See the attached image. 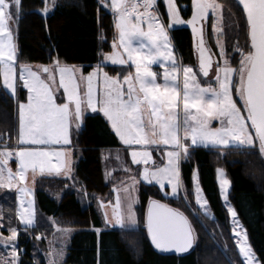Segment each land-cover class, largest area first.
Masks as SVG:
<instances>
[{"label":"snow or ice","instance_id":"obj_1","mask_svg":"<svg viewBox=\"0 0 264 264\" xmlns=\"http://www.w3.org/2000/svg\"><path fill=\"white\" fill-rule=\"evenodd\" d=\"M42 2L44 13L55 5V0H52L51 5L48 0ZM238 2L246 14L250 49L245 52L238 43L233 45L241 56L239 67L234 69L227 56V46L221 39L224 36L225 19L222 5L217 0H192L193 12L187 21L182 19L176 0H165L169 17L167 26L162 23L158 10L153 11L157 0H111L110 5L106 0H101L115 14L117 30L113 51L103 54L104 59L119 65L131 62L135 66V73H128L121 81L119 76H109L99 65L84 77L80 69L61 66L58 60L51 67L39 66L36 71L31 65L20 64L12 24L20 17L22 0H0L2 87L10 90L13 97L18 87L28 92L27 101L18 102L17 150L13 152L7 145L0 149V187L16 188L20 194L17 215L25 227L35 226V211L34 200L25 199L32 195L33 189L21 182L27 180L29 170L33 179L37 174H63L71 178V121H75L79 129L83 114L88 109L103 113L124 145L143 149L131 151L132 163L146 165L139 173L144 182L159 185L161 191L170 187V193L165 192V195L178 197L183 190L184 198L187 199L188 191L182 183L180 163L190 156V148H254L264 157V0ZM210 10L216 20L213 31L217 34L216 46L222 60V64L220 60L215 63L214 82L217 87L212 84L201 86L197 79L198 73L208 77L213 68V60L208 55L210 49L205 46L202 23ZM198 22L200 27L197 26ZM145 24L146 28L143 26ZM180 24L191 25L194 35L199 37L196 44L199 52L196 71L191 66L181 68L173 57L167 28ZM166 61L171 62V68H164L163 83H158V74L151 70V66L159 63L164 67ZM56 71L60 74L59 87L65 94V102L62 103H57L51 87L55 82ZM181 71L182 88L178 78ZM101 74L104 92L103 97L98 98L94 95L93 81ZM78 80L87 81V89L83 93ZM233 90L243 102L240 106L233 99ZM181 113L182 121L179 119ZM213 120H217L220 126L212 127ZM181 129L183 136L180 134ZM189 139L190 144L187 143ZM161 145L171 146L173 150L166 152L167 163L163 167H155L152 153L147 148ZM13 156L18 161L15 173L7 167ZM53 158L56 163L52 162ZM150 162L152 168L147 167ZM217 173L220 194L232 218V231L243 264H262L248 243L247 230L229 203L230 181L225 178L223 169H217ZM138 183L136 177L132 176L122 189L125 198L121 199L117 193L112 210L113 219L109 220L105 213L106 226L123 229L137 223L134 211L137 198L133 193ZM193 184L192 194L197 205L205 216L214 217L196 172L193 173ZM101 206H104L103 202ZM146 228L152 244L163 251L187 253L196 241L188 217L156 200H149ZM7 231L8 236L0 232V245L5 249L11 248V251L7 256L0 257V264H22L17 246L18 230L9 226ZM58 231L67 234L71 230L58 228ZM95 231L99 235L101 229ZM46 256L48 264H60L64 245L56 249L50 244Z\"/></svg>","mask_w":264,"mask_h":264},{"label":"trees","instance_id":"obj_2","mask_svg":"<svg viewBox=\"0 0 264 264\" xmlns=\"http://www.w3.org/2000/svg\"><path fill=\"white\" fill-rule=\"evenodd\" d=\"M25 1L44 5L42 0ZM176 1L178 5L190 2ZM222 2L225 8L223 41L231 65L236 67L240 54L233 45L238 43L246 52L250 49L246 18L235 0ZM48 3L51 5L52 0H48ZM180 8L181 14L186 13L187 9ZM113 33L111 15L99 6L98 0H55V5L46 13L45 19L32 12L26 24L19 29L18 60L48 63L56 59L64 63L81 64L86 72L97 61L99 48H110L109 41ZM169 36L179 58L183 62L195 64L187 28H170ZM207 40L216 53L211 30L207 33ZM103 67L110 74L119 69L108 64ZM19 98H24L22 89H19ZM16 131L17 104L13 96L3 89L0 79V140H3L4 135L14 138ZM73 143L80 151L74 166L80 183L89 192L111 196L113 192L104 180L99 151L116 147L119 143L106 120L98 113L86 114L81 129L73 135ZM189 151L190 156L180 163L182 183L188 191V205L183 190L178 197L169 198L159 193L156 186L141 184L136 206L139 224L134 229H104L99 235L88 229L89 226L100 224L94 204L90 202L83 205L74 189L69 187L63 189L58 198L54 197L51 189H60L65 182L63 178L57 177L38 179L35 188L36 223L34 227H22L15 220V193L0 189L4 221L16 225L19 233L17 246L22 264H47L44 256L48 252L46 237L54 232L48 217L60 225L81 228L71 235L61 264H243L231 234L227 210L219 199L215 182V168L218 166L225 169L229 178V200L247 230L248 242L264 264V157L258 149L235 146L225 149L196 146ZM194 169L197 170L214 217L205 216L193 201ZM161 197L167 198L169 206L184 213L191 222L196 241L187 253L162 252L149 241L144 226L145 207L148 200H159Z\"/></svg>","mask_w":264,"mask_h":264},{"label":"rangeland","instance_id":"obj_3","mask_svg":"<svg viewBox=\"0 0 264 264\" xmlns=\"http://www.w3.org/2000/svg\"><path fill=\"white\" fill-rule=\"evenodd\" d=\"M217 2L222 5V11L224 12L225 8H224V4H223L222 0H220V1L217 0ZM106 3L108 5H110L111 0H106ZM98 4H99V6L101 8H103L106 11H108L110 13V15H111V18H112V24H113L114 33H113L112 39L109 41V43H110L109 47L110 48L108 50H104V49L99 48L97 61L86 72L83 71V66L81 64L64 63V62H59V63H60L61 66L75 67L77 69H80L84 77H87V75L90 72H92L98 65L103 69L104 72H107L104 69V67H103V65H105V64L117 66L119 69L114 74H110L108 72L107 73L109 74V76H119L121 78V81H122L123 77L125 75H127L128 73H130V72L133 73V74L135 73V66L131 65V62H129L128 65H119V64H113L111 61H107V60L104 59L103 54L111 53L113 51L112 45H113V41L117 39V30L115 28V14L113 13L112 9L110 7L105 6L104 4H102L101 0H98ZM191 4H192V0H191ZM43 6L44 5H42V4L34 5L32 3L26 2L25 0H22L20 17H19L17 22L12 24V28L14 29V38H15V43L16 44H17V33H18L19 29L23 25L26 24V22L28 20V16L32 13V10L33 9H42ZM177 6L179 7V9H181L180 6H183V4H180V5L177 4ZM51 8L52 7H50V9ZM157 10H158V14L161 17L162 23H164L165 26H167L168 23H169V17H168V14H167V7H166V4H165V0H157L156 8L153 9V11H157ZM180 13H181V11H180ZM207 18H208V23L206 25L205 37H207L208 31L211 30V37H212V40H213V42L215 44V47H216L215 48L216 49V53H214L213 55L216 57V59L218 61V60H220V58L218 56L219 48L216 46L217 34L213 31V24L216 23V20H215V17L213 16L211 10L209 11V14H208ZM143 26L146 28V24L143 25ZM174 26L175 25H173L172 27H174ZM169 30H170V28H167L168 36H169ZM169 38H170V36H169ZM100 39H102V37H100ZM221 39L223 40V37H221ZM170 41H171V39H170ZM171 50H172L173 57H174V59L176 61V64L178 66H180L181 68L183 66H191V67H193L194 71L197 70L196 64L183 62L179 58L177 50L175 49V46L173 45L172 41H171ZM240 59H241V56L239 55L238 63H237L236 67L231 65L234 69L239 67ZM54 61H56V59H53L51 62H48V63H40V62H36V61H20V60H18V62L20 64L31 65L34 71H36L39 66H49V67H51L53 65ZM220 63L222 64V60H220ZM165 67L170 69L171 68V62L170 61L164 62V67H161V65L159 63L153 64L151 66V70L158 74V79H157L158 83H163V72H164V68ZM79 74L80 73H78L77 75L79 76ZM215 75H216V72H215V69H214V72H213V74L211 76L212 77L211 79H205L199 73L197 75V79L199 80L201 86L206 87V86H208V84H212L213 87H217V85L214 82L215 81ZM59 78H60V74H59L58 71H56V73H55V82L52 83L51 87H52V91H53V94H54V96L56 98L57 103H62V102H65V94L63 93L62 87H59ZM178 78L181 81V88H182V79H183L182 71H181V73H179V77ZM0 79H1V84H2V77H0ZM78 84H79L81 93L86 91V89H87V81L86 80H78ZM125 87H126V85H125ZM19 89H22L24 91V98L23 99L19 98ZM93 90H94V95L95 96H97L98 98H102L103 97L104 84H103V76H102V74H101L100 77H98L97 79H95L93 81ZM5 91H7L10 94V90H5ZM27 96H28L27 90L18 87L16 96L13 97L15 99V101H16V104H17V131H18V102H26L27 101ZM233 99L237 102L238 106H240L243 103L240 100L239 95L235 92V90H233ZM90 113H98V114H100L106 120V122L108 123V126L111 128L110 123L103 116V113H101L99 111L92 112L91 109H88V110H86L84 112L83 118H84V116L86 114H90ZM83 118H82V122H81V125H80L79 129H77V127H76V122L75 121H71V143H73V135H74V133L79 131L81 129L82 125H83ZM145 119H147V115H145ZM179 119L182 121V119H183L182 113H181V116L179 117ZM219 126H220V124H219V122L217 120H213L212 121V127H219ZM180 134H181V136H183V130L182 129H181V133ZM5 136L6 135H4L3 140H0V149H3L5 145L8 146L11 143L13 144V137L9 136V139H5ZM116 138H117L118 143H119L118 146L112 147V148H109V147L108 148H102L99 151V156H100L101 163H102V168H103L104 180L109 183V185L111 186V190L113 192V194L111 196H107V194H100V193H97V192H89V191H87L83 187L82 183H80V181L78 180L77 176L75 175V169L73 168V171L71 169V177H72L71 181H73V184L76 182L74 184L73 189L76 192L78 199L81 201V203L83 205L92 202L94 204L96 210H97V213H98L99 217H100V224L99 225H95V226L92 225V226L87 227L88 229H92L94 231H95V229H101V230L112 229V228L121 229L119 226H116V227H112L111 225H107L106 226V224H105V213H107V216H108L109 220L113 219L112 210H113V207H114L115 202H116L117 193L119 192V195H120L121 199L125 198L126 194L123 192L122 189H123L124 186H126L127 183L130 182V178L132 176H135L136 179L139 181V183L136 185V191L133 193V195L137 198V203L134 205V211H135V214H136L137 223L135 225H129V226L123 228V229H134V228L138 227V224H139V219H138V215H137L138 213H137V210H136V206H137V204L139 202V193H138L139 192V187H140L141 184H148V183L144 182L141 179L139 173L143 171V169H144V167L146 165H144L143 163H141L139 165L133 164L130 153L133 150L139 151V150H143V149L136 148L135 146H133L132 148H129L128 146L124 145L119 140V138L117 136H116ZM187 143L190 144L191 140L189 139L187 141ZM209 147H211V146H209ZM8 148H9V150H11L13 147H8ZM147 150L152 153V161H154V166L155 167H163L167 163L166 152L167 151H171L173 149H172L171 146H163V145H161L159 147L150 146V147L147 148ZM70 151H71V157H74L76 159V161H77V159L79 158V154L77 153L78 151H76L74 149L73 150L70 149ZM117 156L119 158H117ZM7 167H8V165H7ZM147 167L152 168L153 167L152 162H150L149 165H147ZM125 169H129V171H126ZM217 169H223L224 170V174H225V178H227L228 180H229V178H228V176L226 174V171H225V169L223 167L218 166V167L215 168V182H216V185H217V188H218L219 199H220L222 205L227 210L225 202L223 201V199L221 197V194H220V183H219ZM194 172L197 173V170L194 169L193 173ZM193 173H192V189L194 187V184H193ZM199 183H200V180H199ZM150 185L156 186L158 191H159V193H161L163 196H167L169 198H173V196H171V195H165L164 194L165 192L170 193V191H171L170 187H166L163 191H161L160 188H159V185H157L155 183L150 184ZM200 186L203 189L201 183H200ZM0 189H2V188H0ZM180 193H182V190H181ZM203 195L206 197L204 189H203ZM206 199L208 201L207 197H206ZM186 200L187 199H185L186 205H188V200L187 201ZM159 201H161L162 203H164L166 205H169L168 204L169 200L167 198L161 197L159 199ZM193 201H194L195 205L200 209V211L203 212L202 209L199 207V205H197L194 195H193ZM102 202H103V205H104L103 207L101 206ZM229 203L231 204L230 200H229ZM208 206H209L210 212L213 213L209 201H208ZM231 206H232V204H231ZM190 212L193 214V216H196V218H197L196 213L192 209H190ZM0 213H2V215H0V225H3V227H0V232H2L4 236H8L9 232L7 231V228L9 226L16 228V225L6 224L7 220L4 221L1 204H0ZM228 218H229V222H230V226H231V234H232V237H233L234 242L236 244V248H237L238 253H239V249L237 247L236 238H235V236L233 234V231H232V222H231L232 218L230 217L229 213H228ZM198 221L201 223V221L199 219H198ZM239 222H240V220H239ZM52 226L54 227V232H52L49 236L46 237L48 251H49V248H50V244H51L52 247H54L56 249H59L61 247V245H64V256H63V259L60 261V264H61L62 261L65 258V255H66V252H67L66 248H67V246L69 244V239H70L71 235L75 231H77V230H79L81 228L73 226V225H60L56 221H54L52 223ZM58 228H67V229H70L71 231H70V233L65 234V233L59 232ZM10 251H11V248L5 249L3 245H0V257L7 256ZM44 256H45V260H46V262L48 264V257L46 256V254ZM240 258H241V260L243 262V257L240 256Z\"/></svg>","mask_w":264,"mask_h":264},{"label":"crops","instance_id":"obj_4","mask_svg":"<svg viewBox=\"0 0 264 264\" xmlns=\"http://www.w3.org/2000/svg\"><path fill=\"white\" fill-rule=\"evenodd\" d=\"M17 141H18V131H16V135H15V137L13 138V145H12V146H8V147H13V148L11 149V151H13V152H15V151L17 150ZM109 148H112V147H109ZM70 149H71V150L74 149V150L78 151V152H77L78 154L80 153V151H79V147H77L76 145H74V143H71ZM52 162H53V163H56L55 158H53ZM75 163H76V159H75L74 157H71V169H72V171H73V168H74ZM8 167L11 168V170H12L13 173H15V172L17 171L18 161H17V158H16L15 156H13V157L10 159V161H9V163H8ZM6 175H7V173H5V176H6ZM40 177H57V178H63V179L65 180V182L63 183V185H62V187H61L60 189H51V193H52V195H53L54 197H56V198L59 197V195H60V193H61V191H62L63 189H66L67 187L73 189L74 184L76 183V182L74 181L75 183L73 184V181H71V180H72V177H71V178H68V177H66V176L63 175V174H61V175H59V176H57V175H46V174H45V175H39V174H37V175L35 176V179H33V174H32V172H31V170H29L28 173H27V180H26V181H23V182H21V183L26 184L27 187L33 189V193H32V195L29 196V197H26L25 199H26V200H27V199H33V200H34V211H36V208H35V188H36V183H37V181H38V179H39ZM17 179H18V178H17ZM15 182H16V179H14L13 183H15ZM0 188H2V189H7V190H12V191L15 193V210H14V212H15V220H16V222H17L20 226L25 227V225H23V224L21 223L20 218H19L18 215H17V209H18V207H19V200H18V197H19L20 194L17 192L16 188H8V187H0ZM25 207H27V203H25ZM47 219H49V221H50L51 223H53V222L55 221V220H54L53 218H51V217H48ZM35 220H36V212H35ZM35 222H36V221H35Z\"/></svg>","mask_w":264,"mask_h":264},{"label":"water","instance_id":"obj_5","mask_svg":"<svg viewBox=\"0 0 264 264\" xmlns=\"http://www.w3.org/2000/svg\"><path fill=\"white\" fill-rule=\"evenodd\" d=\"M237 3L239 4L238 0H237ZM239 6H240L241 9L243 10V6L240 5V4H239ZM43 8H44V6H43ZM43 8H42V9H43ZM42 9H33L32 12H34V13H36V14H40V16H41L43 19H45L46 13H44V12L42 11ZM192 12H193V9L191 10V13H190V16H189L188 20L191 18V16H192ZM244 15H245V18H246V14H245V13H244ZM186 25H189V24H186ZM197 26L200 27V24H198ZM247 33H248V30H247ZM196 38H197V43H198L199 37L196 36ZM248 40H249V45H250V38H249V36H248ZM205 46H206V48L208 49L207 45H205ZM208 55H210V56H211V59L213 60V68H212V70L209 72V76H208V77H203V78H205V79H211V78H212L211 76H212V74H213V72H214V69H215V63H216V61H217V59H216V57L213 55V53L211 54V52H209ZM198 63H199V52L197 51V48L195 47V64H196L197 69H198ZM201 75H202V74H201ZM202 76H203V75H202ZM151 200L159 201V200H157V199H151ZM159 202H160L161 204H164V203H162L161 201H159ZM165 205H166V204H165ZM148 206H149V200H148V202H147V204H146V207H145V216H144V226H145L146 232H147V228H146V215H147V211H148ZM167 206L170 207V208H172V209H175V208H173L172 206H169V205H167ZM147 236H148V238H149V241H150L151 245H152L155 249H157V248L152 244L151 239H150L148 233H147ZM157 250L162 251V252H173V253H176L174 250H170V251H163V250H160V249H157Z\"/></svg>","mask_w":264,"mask_h":264},{"label":"flooded vegetation","instance_id":"obj_6","mask_svg":"<svg viewBox=\"0 0 264 264\" xmlns=\"http://www.w3.org/2000/svg\"><path fill=\"white\" fill-rule=\"evenodd\" d=\"M235 1L237 2V0H235ZM176 3H177V1H176ZM180 7L187 9L186 13H183V14L180 13L182 19L187 21L189 16H190L191 10H192L191 0H190L189 4H183V6H180ZM202 23H203V28H204V39H205V42H206V45H207L208 49H210V52H211L212 48H211V46L209 45V43L207 41V37H205L206 25L208 23V18L205 21H203ZM198 24H200V22H198ZM246 25H247V22H246ZM176 27H185L189 31V34H190V37H191L192 48H193V51H194V58H195V47H196V44H197V38H196V36L194 35V33L192 31V26L191 25H186V24H180V25H175L172 28H176ZM247 30H248V26H247ZM212 53L214 54V51H212L211 54Z\"/></svg>","mask_w":264,"mask_h":264},{"label":"built area","instance_id":"obj_7","mask_svg":"<svg viewBox=\"0 0 264 264\" xmlns=\"http://www.w3.org/2000/svg\"><path fill=\"white\" fill-rule=\"evenodd\" d=\"M5 139H9V136H8V135H6V136H5Z\"/></svg>","mask_w":264,"mask_h":264}]
</instances>
